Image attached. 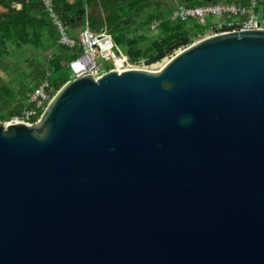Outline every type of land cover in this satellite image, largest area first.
<instances>
[{
    "label": "water",
    "instance_id": "1",
    "mask_svg": "<svg viewBox=\"0 0 264 264\" xmlns=\"http://www.w3.org/2000/svg\"><path fill=\"white\" fill-rule=\"evenodd\" d=\"M0 264H264V30L0 121Z\"/></svg>",
    "mask_w": 264,
    "mask_h": 264
},
{
    "label": "trees",
    "instance_id": "2",
    "mask_svg": "<svg viewBox=\"0 0 264 264\" xmlns=\"http://www.w3.org/2000/svg\"><path fill=\"white\" fill-rule=\"evenodd\" d=\"M245 0H222L224 3H234ZM206 1L181 2V4L193 6L207 4ZM0 4L7 8L8 12L0 15V60L7 53V44L14 43L21 47L31 46L37 49L44 48L50 53L44 56V61L34 71L33 79L35 86L50 72V82L54 91L62 86L70 78V71L63 64L73 57L66 47L58 44V30L52 22L41 0H0ZM55 11L66 23L69 33L76 36L78 28L84 27L86 23V8H92L88 14V22L92 29H97L105 24L108 32L113 35L128 27L132 16L146 14V25L157 18L167 17L170 11L162 13L159 6H155L152 0H54ZM260 7L264 14V0H260ZM98 11L103 12L102 16ZM84 13L81 19L80 14ZM188 22L164 21L159 29L161 36L153 40L151 45L145 49L138 47L137 38L125 39L127 47L126 54L132 61L140 58L146 59V64L159 62L166 56L171 55L182 46L191 44V36L202 33L203 29L196 24L197 31H189ZM117 46L123 43L120 37L114 39ZM1 71V64H0ZM27 86H22L19 93L20 100L14 104L17 96L14 90L2 84L0 75V121H4L26 106ZM32 90V89H31ZM30 90V91H31Z\"/></svg>",
    "mask_w": 264,
    "mask_h": 264
},
{
    "label": "built area",
    "instance_id": "3",
    "mask_svg": "<svg viewBox=\"0 0 264 264\" xmlns=\"http://www.w3.org/2000/svg\"><path fill=\"white\" fill-rule=\"evenodd\" d=\"M41 1L58 30V44L66 47L73 54V57L64 64L70 71L68 81L85 75H91L97 79L112 70L141 68L140 64L144 65L143 58L132 61L127 54L125 57L121 56L119 47L105 25L99 29H92L89 22L86 21L85 26L78 34L72 36L66 27V23L55 11L54 0ZM210 15L225 17L226 21L209 28L205 33H199L198 35L200 37L202 35V38L228 31L264 30V14L260 7V0H245L234 3L218 1L193 6L178 4L167 17L154 19L150 28L157 30L166 20L173 23L197 20L200 24H204L205 18ZM184 47L186 46L180 47L178 51ZM50 75L51 73L47 72L40 82L27 93L24 108L2 122L35 123L53 98L54 88L49 79Z\"/></svg>",
    "mask_w": 264,
    "mask_h": 264
},
{
    "label": "rangeland",
    "instance_id": "4",
    "mask_svg": "<svg viewBox=\"0 0 264 264\" xmlns=\"http://www.w3.org/2000/svg\"><path fill=\"white\" fill-rule=\"evenodd\" d=\"M181 3V2H180ZM172 8V7H171ZM162 13L167 14L170 11V8H161ZM8 10L0 6V15L3 13H7ZM226 21L225 17H218L217 15H210L205 18L204 24H200L197 20H191L187 23V29L189 31H197L196 24H199L205 33L211 27H215L217 24ZM80 30V29H79ZM120 37L123 40V43L119 45V52L121 56H126L127 47L125 44V39L128 38H137L138 47L141 49H145L151 45L153 40L159 39L161 36L160 29L151 30V28L146 25V14L142 12L141 14L134 15L130 22L128 23V27L122 29L119 33H115L112 35L113 39ZM198 35L191 36L192 42H195L202 38ZM178 51V50H176ZM49 51L44 48H34L31 46H21L18 47L14 43L7 44V53L0 60L1 71L0 75L2 77V84L8 86L17 94L14 104H17L20 100L19 93L21 91L22 86H27V90L25 91L26 95L30 92L31 89L35 87L36 82L33 79L35 69L42 64L44 61V56L49 55ZM175 51L172 53L174 54ZM171 54V55H172ZM171 55L166 56L159 62L146 64V59H144L143 64H140L141 68L148 70H156L161 66L165 60L171 57ZM65 64V62H63ZM60 87V86H59ZM57 87V89L59 88ZM57 89L54 91L53 96L56 94ZM26 104V100H23ZM4 115L6 113H1Z\"/></svg>",
    "mask_w": 264,
    "mask_h": 264
},
{
    "label": "flooded vegetation",
    "instance_id": "5",
    "mask_svg": "<svg viewBox=\"0 0 264 264\" xmlns=\"http://www.w3.org/2000/svg\"><path fill=\"white\" fill-rule=\"evenodd\" d=\"M193 2V1H206L208 3H214V2H218L221 0H152V3L155 6H159V7H163V8H169V7H173L176 4L180 3V2Z\"/></svg>",
    "mask_w": 264,
    "mask_h": 264
},
{
    "label": "crops",
    "instance_id": "6",
    "mask_svg": "<svg viewBox=\"0 0 264 264\" xmlns=\"http://www.w3.org/2000/svg\"><path fill=\"white\" fill-rule=\"evenodd\" d=\"M221 1H222V0H221ZM178 4H181V3H178ZM178 4H176L175 6H173L172 9L175 8ZM1 7L5 8V7L2 6V5H1ZM87 8H88V11L85 13V18H86V20L88 21V18H87V17H88V14L91 13L92 8H90V7H87ZM87 8H86V9H87ZM162 8H163V7H162ZM6 9H7V8H6ZM98 13H100L102 16H104L103 12L98 11ZM132 17H133V16H132ZM104 25H105V24L101 25L100 27H102V26H104ZM84 26H85V25H84ZM105 26H106V25H105ZM100 27H99V28H100ZM149 27H150V26H149ZM82 28H83V27H82ZM82 28H78L76 34H78V32H79ZM99 28H97V29H99ZM79 29H80V30H79ZM198 34H199V33H197V36H198Z\"/></svg>",
    "mask_w": 264,
    "mask_h": 264
},
{
    "label": "bare ground",
    "instance_id": "7",
    "mask_svg": "<svg viewBox=\"0 0 264 264\" xmlns=\"http://www.w3.org/2000/svg\"><path fill=\"white\" fill-rule=\"evenodd\" d=\"M168 59H169V58H168ZM166 61H167V60H165L164 63H165ZM164 63H163L161 66H159L158 68L162 67V66L164 65Z\"/></svg>",
    "mask_w": 264,
    "mask_h": 264
}]
</instances>
